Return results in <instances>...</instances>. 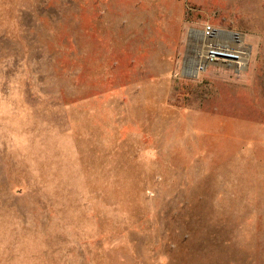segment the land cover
<instances>
[{
	"label": "rangeland",
	"instance_id": "374dc122",
	"mask_svg": "<svg viewBox=\"0 0 264 264\" xmlns=\"http://www.w3.org/2000/svg\"><path fill=\"white\" fill-rule=\"evenodd\" d=\"M0 264H264V0H0Z\"/></svg>",
	"mask_w": 264,
	"mask_h": 264
},
{
	"label": "bare ground",
	"instance_id": "6f19581e",
	"mask_svg": "<svg viewBox=\"0 0 264 264\" xmlns=\"http://www.w3.org/2000/svg\"><path fill=\"white\" fill-rule=\"evenodd\" d=\"M220 38H226L229 39L235 43L241 44L242 45V36L239 35H221L219 33H217L216 31H212L211 33L209 32L208 36H206V33H204V36H202V47H201V52L199 57H197V62L195 64V66L192 68V72L197 74L199 72V70H202L205 66V63L208 62V60L206 59V55L208 54V50L211 48H221L224 49V52H226V47H224V45H219V43L217 42V39ZM221 46V47H220ZM223 47V48H222ZM230 51V50H228ZM235 55L229 54V53H222L220 54V58L216 59L218 61H224V62H233V63H237V64H241L243 62V60L245 61L243 54H241L240 52H234ZM234 57H237L238 60L237 61H232L231 59H234ZM231 58V59H230Z\"/></svg>",
	"mask_w": 264,
	"mask_h": 264
},
{
	"label": "built area",
	"instance_id": "2783aa9c",
	"mask_svg": "<svg viewBox=\"0 0 264 264\" xmlns=\"http://www.w3.org/2000/svg\"><path fill=\"white\" fill-rule=\"evenodd\" d=\"M211 31L212 30L207 28L204 32L206 33V36H208L209 32H211ZM234 52H235L234 50H230V51L226 50V52H224V49L215 47V48H211L208 50V54L206 55V59L209 61V63L220 62V61L216 60V59L221 57L220 54L229 53V54L235 55ZM231 60L235 62L238 60V58L234 57V59H231Z\"/></svg>",
	"mask_w": 264,
	"mask_h": 264
},
{
	"label": "water",
	"instance_id": "95a60500",
	"mask_svg": "<svg viewBox=\"0 0 264 264\" xmlns=\"http://www.w3.org/2000/svg\"><path fill=\"white\" fill-rule=\"evenodd\" d=\"M217 33L221 34V35H236V33L231 32V31H226V30H217ZM211 65L213 66H220L217 63H211ZM221 67V66H220ZM222 67L226 68V69H233L235 72H237V69H235L233 66L231 65H222Z\"/></svg>",
	"mask_w": 264,
	"mask_h": 264
}]
</instances>
